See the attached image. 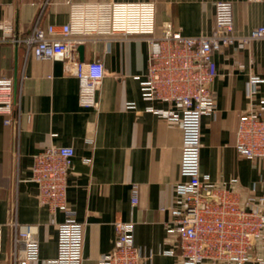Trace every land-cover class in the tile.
Segmentation results:
<instances>
[{
  "label": "crops",
  "instance_id": "1",
  "mask_svg": "<svg viewBox=\"0 0 264 264\" xmlns=\"http://www.w3.org/2000/svg\"><path fill=\"white\" fill-rule=\"evenodd\" d=\"M71 1H153L157 33L171 21L185 35L210 33L220 0H0V23L7 34L26 36L37 22L69 20ZM235 30L248 34L264 24V0H230ZM0 27V76L13 78L16 106L12 122L0 113V224L3 226L1 264H12L13 251L26 256L25 243L15 247V227L31 229L39 239L42 264L59 254V223L63 210L53 212L39 199L31 179L33 155L51 145H72L74 165L68 177L67 204L84 225L83 263L99 264L116 243L115 221H133L134 241L143 264H174L179 254L166 223L176 204L175 186L186 179L181 171L183 130L162 115L173 105L153 100L142 90L149 61V44L140 34L92 37L78 50L81 60L99 58L106 74L96 108L79 103V81L65 70L61 58L39 59L25 43L4 40ZM216 72L211 89L217 111L202 119L201 170L214 181L237 177L245 194L264 191V158L250 159L236 149L240 115L250 105V75L264 78V38L224 46L213 57ZM258 96H264V82ZM140 196L132 204V188ZM264 250L258 247L257 253ZM247 264H258L255 259Z\"/></svg>",
  "mask_w": 264,
  "mask_h": 264
},
{
  "label": "built area",
  "instance_id": "2",
  "mask_svg": "<svg viewBox=\"0 0 264 264\" xmlns=\"http://www.w3.org/2000/svg\"><path fill=\"white\" fill-rule=\"evenodd\" d=\"M259 1V0H257ZM69 20L49 23L37 20L26 36H11V27L0 23L6 35L16 43H25L39 59L61 58L65 70L79 81V103L83 107L99 105V91L106 69L99 59L81 60L79 46L92 37L115 34H140L149 44V61L142 78L144 94L153 100L173 105L163 116L178 121L183 130L181 171L186 177L175 186L176 204L166 223L167 232L176 239L179 254L174 264H247L255 259L264 264V191L245 194L237 177L214 181L201 170L202 119L217 111V100L211 89L216 72L214 53L224 46L249 43L264 38V24L248 34L235 30L234 6L230 0L216 3L215 21L210 33L185 35L171 21L161 25L156 19L153 1H93L70 3ZM264 78L252 74L247 95L250 105L240 115L235 146L250 159L264 158V96L259 97ZM16 94L13 78L0 76V113L12 122ZM72 145H51L33 155L31 179L39 187V199L51 211L63 210L59 223V254L42 264H82L84 225L76 211L67 204L68 177L74 165ZM264 182V178H263ZM140 188H132V204L139 202ZM15 247L24 242L26 256L13 251L12 264H28L39 259V239L31 229H21L17 221ZM133 221L117 220L115 247L101 255L99 264H143V253L134 241ZM3 251V226L0 224V254ZM3 262L0 258V264Z\"/></svg>",
  "mask_w": 264,
  "mask_h": 264
},
{
  "label": "water",
  "instance_id": "3",
  "mask_svg": "<svg viewBox=\"0 0 264 264\" xmlns=\"http://www.w3.org/2000/svg\"><path fill=\"white\" fill-rule=\"evenodd\" d=\"M83 49H84V45H80V46H79V50H80L81 52H83Z\"/></svg>",
  "mask_w": 264,
  "mask_h": 264
}]
</instances>
